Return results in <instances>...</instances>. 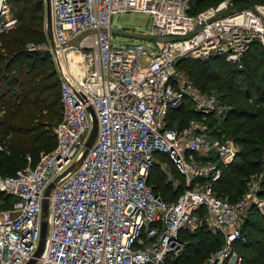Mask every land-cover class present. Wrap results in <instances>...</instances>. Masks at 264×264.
I'll use <instances>...</instances> for the list:
<instances>
[{"label": "built area", "instance_id": "2783aa9c", "mask_svg": "<svg viewBox=\"0 0 264 264\" xmlns=\"http://www.w3.org/2000/svg\"><path fill=\"white\" fill-rule=\"evenodd\" d=\"M42 1L61 119L51 150H40L35 164L28 154L25 166L0 174V193L12 197L10 206L0 208V264H28L32 258L33 264H167L203 227L221 235L222 245L190 264H243L237 244L249 240L242 231L245 217L251 208L264 216L261 180L251 179L237 201L217 195L212 184L235 159L238 144L211 133L196 117L182 127L170 126L167 117L186 101L217 121L228 115L230 106L186 83L177 63L221 56L242 67L253 44L264 50V6L221 0L192 13L190 0ZM118 12L150 15L154 54L142 43L115 44L112 17ZM18 23L10 0H0V35ZM90 106L97 135L69 170L92 130ZM163 154L185 179L174 200L149 182ZM45 197L47 235L35 257Z\"/></svg>", "mask_w": 264, "mask_h": 264}, {"label": "trees", "instance_id": "16d2710c", "mask_svg": "<svg viewBox=\"0 0 264 264\" xmlns=\"http://www.w3.org/2000/svg\"><path fill=\"white\" fill-rule=\"evenodd\" d=\"M204 0H196L200 4ZM242 1L243 5H249ZM13 11L21 21V26L7 36L0 46V165L8 168L6 174H13L17 169L26 165H18L17 159L26 149L32 153L34 163L38 159L40 146L51 150L56 145L52 125H49V111L57 105L56 93L59 89L58 78L49 54L38 49H28V40H43L45 8L42 0H11ZM201 10V9H200ZM199 11V10H198ZM195 13L197 11H192ZM44 13V14H43ZM247 54V55H246ZM246 63L236 67L221 56H210L208 59L186 58L178 61L177 66L184 61L192 66L197 83L201 89H206L212 81L221 80L228 93L219 96L230 106L228 115L215 126L214 134L233 138L239 144L240 151L232 163L223 166V175L214 182L216 194L234 202L242 197L251 179H257L258 172L264 174V50L255 43L246 52ZM49 64L53 71L44 69ZM211 64L220 68V73ZM190 66V67H191ZM251 71V72H250ZM259 78V80H256ZM54 79V81H50ZM195 80V81H196ZM260 81V82H258ZM234 96L229 100L227 97ZM49 102V98H51ZM240 98L244 100L241 102ZM58 101L60 103V89ZM61 106V104H60ZM202 116L196 112L190 101L171 110L172 112ZM210 125L214 126L216 118L206 115ZM190 119V118H189ZM179 124V127L184 126ZM182 117V121H184ZM237 121V122H236ZM233 122H236L232 125ZM249 125V127H247ZM39 150V151H38ZM155 172V174H154ZM162 173L153 168L149 182L156 191L162 193L167 200H174L182 191V186L170 192L169 185L162 183ZM182 188V189H181ZM225 194V195H222ZM259 194L264 197V179L261 181ZM4 204L8 207L12 197L0 193ZM242 231L248 237L245 244L238 243L237 247L243 253V264H264V216L255 208H251L242 225ZM181 257L167 264H190L196 262L201 254H206L222 245L223 238L213 234L206 228H201L194 235Z\"/></svg>", "mask_w": 264, "mask_h": 264}, {"label": "rangeland", "instance_id": "374dc122", "mask_svg": "<svg viewBox=\"0 0 264 264\" xmlns=\"http://www.w3.org/2000/svg\"><path fill=\"white\" fill-rule=\"evenodd\" d=\"M219 1H221V0H204L200 4H197L196 0H190V6H191L192 11H198L200 9L202 10V9L207 8L209 6L215 5ZM11 3L12 2L10 0V5H11ZM247 3L251 6H258V5L264 6V0H249ZM43 6L45 8L44 3H43ZM225 12L226 11H224L222 13H225ZM20 23H21V21L19 20L18 25L14 29L11 30L13 33L20 28V26H21ZM112 24H113V29L118 31V32L114 33V40H115V44L117 46H125L127 44L142 43V44H144V46L147 49V52L149 54H154V52L156 51L157 44L155 43V41L152 39V37L149 34L150 29H151V17L149 14H146L144 12H118V13H115L113 15ZM43 26H44V23H43ZM11 31H10V33H12ZM5 34H7V33H5ZM43 36H44L43 40H28V41H26L25 46H27L28 44H30L31 46H34V47L38 46V47H40L39 48L40 50L38 49L39 51H41L42 53L48 54V52L45 48L47 45L45 33H43ZM5 37H7V36L0 35V46L2 45V40ZM246 55L242 59L243 66L246 63V59H245ZM208 58L209 57H198V59H201V60L208 59ZM183 59H186V58H183ZM184 61H182L180 63L178 70L183 73V76L186 79V83H190L193 87L197 88L202 93H205L208 95L221 96L222 94L228 93V90H226L225 86L222 85L221 80L212 81L207 86L206 89H204V90L201 89L202 88L200 86L201 84L197 83L196 76L192 72L194 68H192V66L189 65V63H185ZM228 62H230V61H228ZM230 63L235 65L238 68L240 67L238 64H235L232 62H230ZM210 66H213L216 69V71L218 72L217 74L220 73V68H218L216 65L211 64ZM243 66H242V68H243ZM44 70L47 72L48 71L52 72L53 71L52 65L49 64L48 66H46V68ZM256 80H259V78H257ZM50 81H54V79H51ZM258 82H260V81H258ZM53 93L54 94L56 93L55 98H57V100H56L57 105H53V109L51 111H49L50 117H49L48 121H49V125L53 126L52 133L55 134L56 126L58 125V123L60 122V119H61V106H60V103L58 101V96H59L58 87L53 89ZM227 95H228L227 97L229 98V100L233 101V99L235 98L232 95L230 96V94H227ZM52 98L53 97L49 98V102L51 101ZM240 100H241V102H244V100H242L241 98H240ZM191 115L192 114L182 113L179 111L174 112V113L172 112L171 114L169 113V115L167 117L168 123L172 127H178L180 123L184 124L187 119L196 117V118H198L199 121L206 122L207 125L209 126L211 133H213V134H214L215 126L219 125V123H220V121L214 120V123H213L214 126L212 127L210 125V122H209L208 117L206 115H202V116H198V117L197 116H191ZM182 117H184V119H185L184 121H182ZM236 122H233L232 125L235 124ZM247 127H249V125ZM238 146H239V151H240L241 146L239 144H238ZM40 148H42V149H39V150H46V149H44V148H46L44 146H40ZM35 151H31V150L26 149L21 155H19L18 159L16 160L18 165L19 166L23 165L25 163L26 155L32 154ZM158 159H159V162H158L159 164H157L156 169L162 173V179H161L162 183L164 185H169V189H170L169 191L170 192H174V191L178 190L180 188V186H182L184 183V180H185L184 176L179 173V171L175 168L174 164L170 161V158L168 156L163 154V155H160L158 157ZM212 160L215 161V159H212ZM162 163H167V165L169 164L171 166V168L169 170H164ZM160 164H162V165H160ZM8 171L9 170L6 166L0 165V174L1 175H5V172H8ZM154 174H155V172H154ZM257 175H258V177H257L258 180H261L263 183L264 174L262 172L261 173L258 172ZM175 183H180V184L176 186ZM182 188H183V186H182ZM212 189L214 192H216V189L214 188V183L212 184ZM222 195H225V194H222ZM4 203L5 202H4V200H2V196H0V208H3L2 205ZM211 251H213V249ZM211 251L207 252L206 254H201L199 256V259H197L196 262H200V261L205 260ZM189 263H195V262H189Z\"/></svg>", "mask_w": 264, "mask_h": 264}, {"label": "water", "instance_id": "95a60500", "mask_svg": "<svg viewBox=\"0 0 264 264\" xmlns=\"http://www.w3.org/2000/svg\"><path fill=\"white\" fill-rule=\"evenodd\" d=\"M159 39L160 40H174L175 37H159ZM89 112H90V114L92 116V122H93L90 136H89V138H88V140L86 142L85 147L83 148V151L80 154V157H79L78 161L76 163H74L69 168V170L74 169L78 165V163L80 162V160L82 159V157L86 154V152L88 151V148L92 145V143L94 142V140L96 138L97 130H98V120H97V116H96V113H95V111L93 110V108L91 106L89 107ZM58 179H56L54 182H52L48 186L47 191H46V195L49 194L51 188L55 185V183H56V181ZM47 209H48V199H47V197H45L44 200H43V217H44V219L42 221V234H41L40 245H39V247H38V249H37V251L35 253V257H38L42 253L43 248H44V243H45V239H46V235H47V220H46ZM35 260H36L35 258H32L28 262V264H33L35 262Z\"/></svg>", "mask_w": 264, "mask_h": 264}, {"label": "crops", "instance_id": "0c3cea01", "mask_svg": "<svg viewBox=\"0 0 264 264\" xmlns=\"http://www.w3.org/2000/svg\"><path fill=\"white\" fill-rule=\"evenodd\" d=\"M158 156H160V155H158Z\"/></svg>", "mask_w": 264, "mask_h": 264}]
</instances>
